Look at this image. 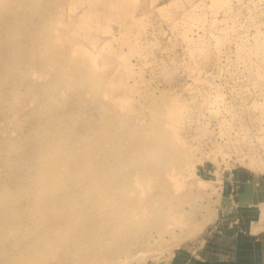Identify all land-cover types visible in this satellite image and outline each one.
<instances>
[{
  "label": "rangeland",
  "instance_id": "1",
  "mask_svg": "<svg viewBox=\"0 0 264 264\" xmlns=\"http://www.w3.org/2000/svg\"><path fill=\"white\" fill-rule=\"evenodd\" d=\"M0 161V264L264 259V0H0Z\"/></svg>",
  "mask_w": 264,
  "mask_h": 264
},
{
  "label": "bare ground",
  "instance_id": "2",
  "mask_svg": "<svg viewBox=\"0 0 264 264\" xmlns=\"http://www.w3.org/2000/svg\"><path fill=\"white\" fill-rule=\"evenodd\" d=\"M24 4V3H23ZM11 5V4H10ZM22 8V7H21ZM5 14V13H4ZM6 15V14H5ZM6 16H4V18H5ZM7 19V18H6ZM18 19H19V17H18ZM21 19V18H20ZM3 20V19H2ZM8 20V19H7ZM6 22V21H5ZM27 24V23H26ZM8 25V24H7ZM7 28V27H6ZM7 30V29H6ZM8 31V30H7ZM6 33V32H5ZM8 33H11V32H8ZM14 51H15V49H14ZM19 55V54H18ZM13 58H15V57H13ZM16 59V58H15ZM21 59V58H20ZM27 65V64H26ZM26 69V68H25ZM20 145H22V144H20ZM49 147H52V146H50L49 145ZM49 147H45V149H47V148H49ZM2 148H4V147H2ZM38 149H40V148H38ZM39 153H42V154H44V151H43V148L42 149H40V152ZM22 154V153H21ZM21 154H19V155H21ZM42 154H40V157L38 158V159H36V160H34V161H29V162H27L28 163V165H29V167H31V169H33V171H34V175L31 177V181H32V183L33 184H35V186L34 187H36V188H41L43 185L44 186H46V187H49V188H55L56 186H58V182H54V181H51L50 180V173H49V168H51L52 167V165L54 164V163H57L56 161H55V159H52V161H51V159L49 158V156H47V155H43L42 156ZM16 161V160H15ZM0 163H1V161H0ZM17 163V162H16ZM18 164V163H17ZM1 165V164H0ZM14 165V164H13ZM13 165H11L10 167H12ZM22 165V164H21ZM18 166V165H17ZM20 166V165H19ZM21 167V166H20ZM19 167V168H20ZM23 167V166H22ZM13 168V167H12ZM24 168V167H23ZM8 169V168H7ZM14 169H15V166H14ZM16 169H18V168H16ZM13 171V170H12ZM11 171V172H12ZM19 171H21V170H19ZM16 172V171H15ZM17 172H18V170H17ZM75 172H77V171H75ZM15 174V173H14ZM12 175V174H11ZM16 175V174H15ZM76 176V175H75ZM73 177V179L74 178H76V177ZM9 179V178H8ZM71 181V180H70ZM76 181H77V183H81L82 182V180L81 179H77L76 178ZM12 183V182H11ZM28 183H30L29 181H28ZM76 183V182H75ZM90 183H92V181L90 182ZM32 184V185H33ZM66 184H67V182H66ZM69 184V183H68ZM71 184H72V182H71ZM13 185V184H12ZM28 186H29V184H28ZM78 186V185H77ZM67 187V186H66ZM27 189V188H26ZM32 189V188H31ZM46 189V188H45ZM63 189V188H62ZM74 189V188H73ZM76 189V188H75ZM22 190V189H21ZM27 191H29L28 189H27ZM76 191V190H75ZM74 191V192H75ZM81 192V191H80ZM59 194V193H58ZM63 194V193H62ZM10 192L8 191L7 192V190H5L3 193H1L0 194V201L3 199V198H6V197H10ZM35 195H37V194H35ZM82 196V195H81ZM68 197L69 196H63V197H61V198H63L65 201H66V203H65V205H66V207H62L61 205H57V202L56 203H53V206L55 207V209H54V215H55V217L56 218H58V219H61L63 216H65V217H68V215H72V212L73 211H75V209L72 207V206H74L75 204H71L70 206L67 204V199H68ZM77 198V197H76ZM92 200H93V197H92ZM90 201V200H89ZM49 202V201H48ZM87 205V204H86ZM89 205V204H88ZM82 206V205H81ZM94 206V205H93ZM98 207H96L97 208V213H95L96 214V216H95V219H94V221H96L97 219H100V221H101V223H100V227H104L105 226V224H106V221L109 219V218H112V215L110 214H108L107 213V211L105 210V205L102 203V204H100V203H98V205H97ZM2 207V206H1ZM35 210H36V212L39 210L40 211V208H38V206L37 205H35ZM94 208V207H93ZM86 209V208H85ZM93 212V211H92ZM64 214H66V215H64ZM53 216V215H52ZM92 217V216H91ZM78 218H79V222L81 221V220H83L85 217L83 216V214H81V213H78ZM81 223H79L77 226H78V228H80V231L82 232V233H86L87 234V237H88V241L91 243V244H93L94 243V238H96L95 237V234H96V230H95V228L96 227H94L93 226V224L91 223V222H89L86 226H83V225H81ZM117 225H119V226H121V224H116L115 225V227L117 226ZM108 232H109V234H112V230H108ZM39 234V233H38ZM96 241V240H95ZM26 246V245H25ZM15 249V248H14ZM16 254V253H15ZM16 256V255H15ZM1 258V257H0ZM7 260V259H6ZM3 262V261H2ZM1 263V262H0ZM3 263H5V262H3ZM12 264H28L27 263V260L23 257V256H19V257H17V258H15L14 259V261H13V263Z\"/></svg>",
  "mask_w": 264,
  "mask_h": 264
},
{
  "label": "crops",
  "instance_id": "3",
  "mask_svg": "<svg viewBox=\"0 0 264 264\" xmlns=\"http://www.w3.org/2000/svg\"><path fill=\"white\" fill-rule=\"evenodd\" d=\"M244 183H250V181L249 182L245 181ZM240 193L241 191H239L238 195H240ZM247 195L250 196V193H247ZM251 197L252 196H250L249 198L250 201H248L247 203L239 202V204L243 205L244 209L242 213L238 214V217L239 219H245V224H246L247 216L244 217V215H248L247 213H250V211H256L255 208L249 207L252 205V202L255 201V200H252L254 197L253 198ZM255 203L259 205L261 202L259 203L255 202ZM257 214H258V206H257ZM252 221H255V220L253 219L251 220V222ZM257 222H259V217L257 219ZM245 224L243 226V229L237 224L234 226V228L226 227V230L230 233V235L231 234L237 235V237L240 236L241 234L243 235L244 238L245 237L252 238L256 236L258 232L253 233L249 229L251 223H249L247 220L246 227H245ZM240 230H243V232L242 233L239 232ZM260 231H264V228L260 229ZM254 240L255 241H249V242L245 241L243 244L235 243L234 245L229 246V247L225 245H219L216 249L213 245L211 246L208 245L206 246L205 249L206 251L209 249L210 250L213 249L212 252H214V258L208 259V258H205L201 253H199L198 254L199 257L195 256V258L190 259L188 264H264V259H262V256H261L262 253L261 252L257 253V246H258L257 238H255ZM179 262H180L179 259H177L175 264H179Z\"/></svg>",
  "mask_w": 264,
  "mask_h": 264
}]
</instances>
